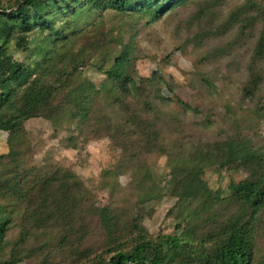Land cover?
Here are the masks:
<instances>
[{"label": "trees", "instance_id": "1", "mask_svg": "<svg viewBox=\"0 0 264 264\" xmlns=\"http://www.w3.org/2000/svg\"><path fill=\"white\" fill-rule=\"evenodd\" d=\"M189 3L0 0V132L15 136L28 121L47 120L69 134L65 147L107 139L130 173L125 186L113 170L101 173L99 181L110 192L104 203L84 179L55 160L10 187L0 182L21 201L11 243L6 241L10 222L0 219V264L61 248L88 249L95 237L105 251L90 264H264V173L231 182L226 196L205 179L208 171L227 169L251 150L264 167V144L253 143L239 127H234L237 135L224 139L194 138L188 133L191 120L201 117L197 107L180 100L162 75L138 73L140 31ZM224 25L218 33L199 28L200 46L229 40L246 50L241 99L264 114V0L247 1ZM145 37L150 40L151 34ZM13 51L23 58L14 59ZM86 68L104 81L95 85L84 75ZM202 80L211 88L209 79ZM200 124L208 129L212 123L201 117ZM152 154L165 156V173L147 163ZM163 199L173 203L167 214L173 231L151 237L144 221Z\"/></svg>", "mask_w": 264, "mask_h": 264}, {"label": "rangeland", "instance_id": "2", "mask_svg": "<svg viewBox=\"0 0 264 264\" xmlns=\"http://www.w3.org/2000/svg\"><path fill=\"white\" fill-rule=\"evenodd\" d=\"M247 1L249 0H190L186 8L171 13L169 19L159 20L149 29L140 31L142 42L137 54L139 75H162L173 85L180 100L193 108L197 107L201 117L212 123L208 129H204L200 124L201 117L192 119L189 125L192 130L188 134L194 138L224 139L233 132L237 135L234 127H239L253 143L264 144L263 112L255 110L252 104L241 99L240 90L245 85L249 54L245 49L231 46L229 40L222 43L208 41L200 46L201 42L197 38L201 27L221 32L226 27L224 19ZM147 34H151L150 40L146 39ZM12 53L14 59L23 58L21 52ZM169 53L173 54L167 57ZM83 73L97 86L104 81V77L92 68H86ZM262 73L264 74V68ZM203 78L209 79L211 88L204 83ZM228 109H231L230 113L226 112ZM68 135L65 130H57L49 121L40 118L28 121L22 134L10 136L0 132V156H3L0 158V182L7 183L10 187L14 181L20 178L24 180L31 169L40 167L48 160H55L84 179L103 203L110 194L105 189L106 184L99 181L103 171L113 170L121 186L129 184V166L121 164V153L110 141L88 138L85 143L78 144L73 149L63 144V139ZM188 141L193 143L194 139L189 138ZM251 152L254 153V150ZM252 153L232 161L227 169L205 173L208 186L226 196L231 182L259 178L264 173V167ZM145 159L158 174L166 172L165 156L152 154ZM171 205L172 201L163 199L149 209L152 218L146 219L144 224L151 237L172 233L173 218L167 215ZM20 206L21 201L17 196L0 188V219L10 222L7 243L16 238L17 229L14 224ZM186 229L190 231L189 228ZM210 246L211 244L206 245ZM101 247L102 239L95 237L88 249L61 248L31 257L19 264H90L105 251V247ZM8 248L9 244L4 256Z\"/></svg>", "mask_w": 264, "mask_h": 264}]
</instances>
